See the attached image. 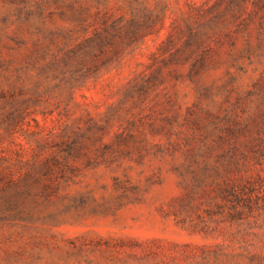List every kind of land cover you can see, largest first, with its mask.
Masks as SVG:
<instances>
[{
	"label": "rangeland",
	"instance_id": "obj_1",
	"mask_svg": "<svg viewBox=\"0 0 264 264\" xmlns=\"http://www.w3.org/2000/svg\"><path fill=\"white\" fill-rule=\"evenodd\" d=\"M0 264H264V0H0Z\"/></svg>",
	"mask_w": 264,
	"mask_h": 264
}]
</instances>
